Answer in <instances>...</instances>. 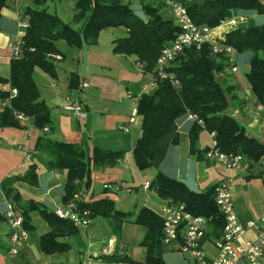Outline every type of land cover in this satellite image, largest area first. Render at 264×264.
I'll return each instance as SVG.
<instances>
[{
	"label": "trees",
	"instance_id": "1",
	"mask_svg": "<svg viewBox=\"0 0 264 264\" xmlns=\"http://www.w3.org/2000/svg\"><path fill=\"white\" fill-rule=\"evenodd\" d=\"M6 1L0 0V17ZM47 1L32 0L33 5L25 6L21 13L28 22L21 37L22 54L10 59L9 75L0 76V98H7L11 88H16L17 94L10 99V106L0 110V128L24 127L17 119L16 111L30 115L37 128L48 126L50 108L40 94L33 78V70L39 67L54 75V56L60 53L56 45L58 39L76 47L96 45L102 29L123 26L127 29V35L113 41L112 52L132 55L137 64H142L143 70L151 71L163 45L178 32L174 20L164 18L148 3L142 5L143 16L124 0H74L75 12L71 22H66L48 11L45 5ZM179 1L196 23L210 27L234 16L236 11L254 10L264 14V3L261 0ZM80 21H84L80 30L71 24ZM221 38L234 51L250 53L249 70L245 77L257 100L264 104V24L239 26L225 31ZM183 54L167 68L177 80L176 84L170 79H162L157 81L151 92L142 93L138 98L137 113L141 117V135L132 149L136 167L140 170L148 166L159 167L169 146L179 141V120L183 117L187 119L189 113L197 115L203 121V124L192 121L188 132L190 154L195 159H205L209 147L199 148L197 142L200 132L207 130L214 133L217 145L223 152L242 153L250 161H257L264 155V143L248 135L244 127L225 112L230 87H223L217 74L228 65L226 56L212 55L206 44L200 49L187 48ZM70 83L73 84V80ZM35 149L49 156L46 164L48 168L66 170L64 200L69 199L80 188L88 189L91 167L113 166L124 155L122 150L96 145L90 156L77 143L45 136L36 138ZM16 180L37 185V165L31 163L23 176L10 175L1 183L5 195L19 204V192L12 187ZM116 183L120 188L123 187L120 182ZM215 186L216 184L205 191H195L188 188L182 180L170 177L159 169L149 182V189L161 199L168 198L174 203L184 204L194 215L210 218L208 224L213 229L212 233L219 238L225 219L214 200ZM83 205L90 209L92 217L101 216L116 221L118 230L123 221L132 217L133 223L144 227V235L139 242L144 248L143 261L137 262L126 255L113 254L105 256L106 260H125L133 264H166L161 242L162 218L153 209L143 206L134 215L131 211L117 208L109 198H100ZM20 208L27 230L33 226L29 215L32 210H38L41 218L50 226V230L39 237L42 252L51 254L69 249L70 245L64 238L77 231L71 221L58 217L41 202L32 199L20 204ZM208 235L205 231L203 239Z\"/></svg>",
	"mask_w": 264,
	"mask_h": 264
},
{
	"label": "crops",
	"instance_id": "2",
	"mask_svg": "<svg viewBox=\"0 0 264 264\" xmlns=\"http://www.w3.org/2000/svg\"><path fill=\"white\" fill-rule=\"evenodd\" d=\"M21 1L23 0H8L1 10L0 76L3 77L9 75V62L12 58L9 43L14 39L21 38L25 32V29L18 24L19 15L23 12V8L19 5ZM29 1L31 4L28 5H32V0ZM261 1L264 3V0ZM137 4L141 7V13L138 14L143 15L141 1L133 5ZM130 5L132 6L131 3ZM164 7L166 8V6ZM160 11L161 9L158 10L159 13H161ZM252 14H254V19L258 22V24L255 23L256 25L264 24V14L257 12H253ZM72 17L68 22H71ZM245 20L244 17L241 24H244ZM83 22L71 24L80 30ZM241 24L240 26H242ZM107 29H110L112 34L108 39L106 37L101 39L102 33ZM230 29L233 28L227 30ZM227 30H224L223 33ZM214 32L219 33L218 29L214 30ZM126 35L127 29L123 26H118L102 29L99 32L96 45L76 47L68 45L63 39H58L56 45L61 42L64 46L62 47L63 50L58 48L60 53L54 56V75H50L39 67L34 68L33 78L40 90L41 96L50 108L49 131L44 132L42 128H37L33 123L31 126L22 123L24 127L21 128H0V196L5 195L1 188V183L4 179L10 175L23 176L28 171L31 163L37 165V185H31L22 180H16L12 184V187L19 192V204L5 195L6 198L16 204L21 214L22 209L20 208V204H25L29 199L41 202L48 210L53 212L66 201L63 198L65 194L66 170L59 168L50 169L46 166L49 156L35 149L36 138L38 136L77 143L90 156L93 147L96 145L124 151L123 157L113 166L91 167V184H89L90 188L87 189L89 201L109 198L114 201L117 208L125 211L123 207L118 205L120 202L117 200V193H115L117 191L104 188V183L109 181L120 182L122 186L132 187V191L143 188L141 183L147 180H142L138 186L127 184L128 181L124 177H121V167L125 164L127 165L129 159H132L134 163L132 149L137 138L141 135L140 115H137L135 123L128 125L132 105L135 101H138V96L142 93L151 92L156 87V84H151L150 71L142 70L132 55L112 52L113 41ZM249 56V52H233L237 70L238 62L240 61H246L249 68ZM218 57L217 59H219ZM155 67L156 61L152 69H155ZM226 70L227 68H224L222 72L217 74V79L221 85L223 87H230L228 107L225 112L234 117L244 127L248 135L264 143V104H261L257 100L246 78L238 82L234 75L237 70L234 73L232 71L227 73ZM71 80H73V84L70 83ZM81 82H86L88 85L86 87H79ZM128 94H132L133 98H129ZM75 98H79L85 103L87 116L83 120H78L75 116L62 110L61 105L66 99ZM191 122L192 120H188L186 117L179 120V141L168 148L165 158H174L176 166L171 165V168L169 165L165 168L166 164L162 166L164 158L158 167L159 170L170 177L182 180L188 188L195 191H205L220 181L228 180L239 221L245 224L249 220H257L262 213L264 201V155L257 161H251L250 168L246 172H240L226 166L222 170L216 164L209 163L205 158L206 163L216 169V176L219 177L212 181L211 185L207 188H201V183L205 179L200 180L196 179V177L188 179L189 177H187L189 167H193L195 170L204 168L201 160L195 159V156L190 154L188 132L192 124ZM121 125H128V131H122L120 129ZM206 138H208L207 141ZM211 140V133L207 130H202L199 134L197 145L199 148L209 147ZM27 153L30 154L29 160L26 158ZM132 182L134 183V181ZM96 184L98 188H96ZM151 191L153 192V190ZM160 205L159 213L153 209L159 216ZM138 209L131 212L136 215ZM35 213L39 214V211L32 210L29 212L33 226L30 230L25 228L28 232V238L20 244L17 254L9 253V226L5 220V203L3 200L0 201V264H108L106 259L86 261L88 253L98 250L100 244L108 238L115 240L113 255H126L137 262L144 260V248L139 245L138 253L133 254L127 245L121 242L119 236L115 234L119 232L118 225H116L117 222H115V226L112 224L113 220L111 218L101 216L92 217L91 225L86 229L76 226L77 231L64 238L70 245L68 250L51 254L44 253L39 248V237L41 234L49 231L50 226L43 219L44 222H41L43 226L38 229L32 223ZM133 218L123 221L122 224H135L133 223ZM100 219H104L106 222ZM104 225H107L108 229ZM110 225L113 227L112 231ZM138 226L141 228L140 242L144 235V227ZM212 230L211 225L207 224L205 231L209 235L201 242L204 254L208 259L214 258L217 253L214 245L217 238L213 235ZM79 231H81L82 236H79L77 233ZM90 232H93L96 236L92 240L94 243L92 247L87 245L88 237L90 238L91 236ZM109 232L113 233L109 234ZM255 235L256 230L249 229L244 238L253 240ZM82 237L87 238L85 243ZM162 245L164 251L163 259L166 264H195L194 260L180 252L177 242H173L170 245L162 243ZM71 252H74V255H71ZM240 264H247V262L243 259Z\"/></svg>",
	"mask_w": 264,
	"mask_h": 264
},
{
	"label": "built area",
	"instance_id": "3",
	"mask_svg": "<svg viewBox=\"0 0 264 264\" xmlns=\"http://www.w3.org/2000/svg\"><path fill=\"white\" fill-rule=\"evenodd\" d=\"M164 6H168L172 10L174 22L178 26V32L175 37L165 43L161 48L157 59L156 67L150 71L151 84H157L162 79H170L173 83H177L174 75L167 71V68L175 63L177 58L181 56L187 48L200 49L204 44L209 47L212 55L223 54L226 56L228 63L231 65V71L235 72L237 66L233 57L234 49L232 46L224 43L221 36L217 34L207 24L196 23L188 14L186 7L179 0H157ZM244 16L238 18L233 16L228 19L227 25L230 28H236L243 22ZM223 22V21H222ZM19 26L27 27L28 22L24 17L19 15ZM12 57H20L22 54V39L12 40L9 43ZM142 68V64L138 63ZM143 70V68H142ZM86 82H81L79 87H86ZM17 94L16 88H11L7 98H0V110L10 106V99ZM129 98H133L132 94H128ZM139 97V96H138ZM62 110L83 120L87 116L85 103L79 99H66L61 105ZM17 119L28 126L32 124V117L21 111L15 112ZM137 113V101L132 105L128 122L130 125L134 123ZM188 120L196 121L203 124L202 119L197 115L189 113ZM128 125H121L122 131H128ZM44 132L49 131L48 126L42 128ZM212 140L205 158L225 165L240 172H246L250 168L251 161L242 153H226L220 150L214 133H211ZM26 158L29 160L30 154L27 153ZM143 188L149 189V182L141 183ZM104 188L112 191L126 188L132 191V187L123 186L120 188L116 182H105ZM5 203V220L9 226L8 247L9 253L17 254L19 246L28 238V232L23 224V216L16 204L11 202L5 195L0 196V201ZM215 203L225 219V224L219 238L214 242L217 253L214 258L208 259L202 249L201 242L210 218L203 215H194L188 211L184 204L174 203L171 199H163L160 205V216L162 218V236L161 241L165 245L173 242L179 244V250L182 254L187 255L194 260L195 264H240L241 260H246L247 264H263L264 259V201L262 204V213L257 220H249L242 224L235 209L234 201L230 191V183L228 180L220 181L215 186ZM90 202L87 189L80 188L67 199L60 207L54 210L55 214L71 221L75 226L88 228L92 222V215L89 208L83 204ZM256 230L253 240L245 239L244 235L247 230ZM93 241L88 237V246H93ZM115 250V240L108 238L100 244L98 250L88 253L86 261L94 259H105V256L112 255ZM108 264H133L125 260H112Z\"/></svg>",
	"mask_w": 264,
	"mask_h": 264
},
{
	"label": "rangeland",
	"instance_id": "4",
	"mask_svg": "<svg viewBox=\"0 0 264 264\" xmlns=\"http://www.w3.org/2000/svg\"><path fill=\"white\" fill-rule=\"evenodd\" d=\"M125 2H129L132 4V7L134 9L135 12L137 13H141V7L140 5H133L135 3H138L139 1H141V4H145L148 3L151 7H155L157 10L161 9V15L164 18H169V19H173V14H172V10L170 7L166 6V8L157 0H124ZM8 0L6 1L7 4ZM10 4V2H9ZM28 4H31L29 0H23L21 2H19V5L24 9L25 6H27ZM33 5V3H32ZM48 7V11L51 13H55L57 14L60 18H62L64 21L68 22L71 17L72 14L74 12V1L73 0H48L45 4ZM253 12H255L254 10H241L240 12L236 11V14L233 16L234 18H238L240 15L245 17V22L244 24H241L242 27H249V26H256L255 23L258 24V22L254 19V14H252ZM264 18V16H263ZM229 18L223 19L217 26H211V28L213 29V31L216 29H218V32L221 34L223 33L224 30H227L230 28V24L227 25ZM217 33V34H219ZM111 31L110 29H107L106 31H104V33H102L101 35V39H103L104 37H106L108 39V37L111 35ZM15 40V39H14ZM64 45L61 44V42H59L57 44V47L59 49L63 50ZM184 55V54H183ZM182 55V56H183ZM239 61V60H238ZM178 62V61H177ZM227 70L226 72L228 73L229 71H231V66L228 64V66L226 67ZM248 64L246 61L244 62H238V70L234 73L235 78L237 79L238 82L243 81L246 77V73L248 72ZM138 116H136V118L134 119V123L136 122ZM208 140V138H206V141ZM208 160V159H207ZM209 163H214L216 164V166H218L219 168H222V170H224L225 165L221 164V163H215L212 162L210 160H208ZM207 161V162H208ZM201 163H203L204 168L203 169H196L193 167H189L187 170V177H189L188 179L194 178L196 177V179H200V180H204L205 181L203 183H201V188H207L209 185H211L212 181L218 179L219 176H216V169L212 166V165H208L206 163V159L201 160ZM200 163V165L202 166V164ZM166 164V165H165ZM165 165V168L167 166L170 165V167L172 168L171 165L176 166L175 164V160L174 158H170L167 157L165 158V160L162 162V166ZM208 166V168H206ZM122 169V175L121 177H124L128 183L127 184H132L135 186H138V184L142 181V180H147V181H152V179L154 178L157 170L159 168H156L154 166H148L145 169H138L135 164L132 162V159L128 160V164L124 165L121 167ZM161 169V166H160ZM221 171V170H219ZM222 172V171H221ZM203 177V178H202ZM134 181V183L132 182ZM199 181V180H198ZM91 184V183H90ZM88 188H90V185L88 186ZM96 188H98V185L96 184ZM116 196H117V200H119L120 204H118L119 206L123 207L125 209V211H135L138 208H140L141 206H148L151 207L152 209H154L155 211H157L159 213V205L162 202V199L154 192H152L151 190H145L143 188H138L136 190L133 191H129L126 188L124 189H119L117 192ZM103 222H106V220L104 219H100ZM99 221V219H98ZM97 221V222H98ZM44 222L43 219L41 218V216L38 213H35L33 215V219H32V223L38 228L40 229ZM115 222L113 220L112 224L115 225ZM123 223V222H122ZM117 225V223H116ZM115 225V226H116ZM111 226V225H110ZM104 227L106 229H108L107 225H104ZM112 226H111V231H112ZM141 228L138 225L135 224H131V223H126V224H121V227L119 229V232L115 233L117 236H119V239L121 240V242L123 244H126L128 249L131 250V252L133 254L138 253L139 251V239L141 237ZM79 234V236H82L81 231L77 232ZM91 236H90V240H94L96 238L95 234H93V232H90ZM113 233V232H109ZM84 240V243L87 241V238L82 237ZM88 245V242H87ZM71 255H74V252L70 253ZM174 257V256H172Z\"/></svg>",
	"mask_w": 264,
	"mask_h": 264
}]
</instances>
